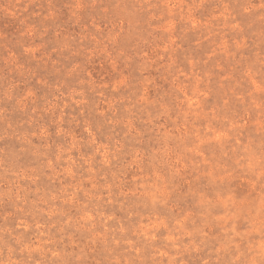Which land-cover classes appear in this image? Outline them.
<instances>
[{
  "label": "rangeland",
  "instance_id": "obj_1",
  "mask_svg": "<svg viewBox=\"0 0 264 264\" xmlns=\"http://www.w3.org/2000/svg\"><path fill=\"white\" fill-rule=\"evenodd\" d=\"M0 264H264V0H0Z\"/></svg>",
  "mask_w": 264,
  "mask_h": 264
}]
</instances>
